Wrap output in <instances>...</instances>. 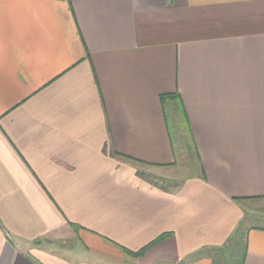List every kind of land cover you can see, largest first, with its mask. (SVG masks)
Here are the masks:
<instances>
[{
    "label": "crops",
    "instance_id": "obj_1",
    "mask_svg": "<svg viewBox=\"0 0 264 264\" xmlns=\"http://www.w3.org/2000/svg\"><path fill=\"white\" fill-rule=\"evenodd\" d=\"M259 210L264 0H0V264H264Z\"/></svg>",
    "mask_w": 264,
    "mask_h": 264
},
{
    "label": "rangeland",
    "instance_id": "obj_2",
    "mask_svg": "<svg viewBox=\"0 0 264 264\" xmlns=\"http://www.w3.org/2000/svg\"><path fill=\"white\" fill-rule=\"evenodd\" d=\"M178 122H180V125H181V127L183 128V129H179V130H177V122H176V119H174L173 120V114L172 113H170V127H171V134H172V137H173V142L176 144V146H178L179 147V144H180V142H182V139H183V137H186V135L184 136V135H182L183 133H185L186 132V127H185V124L184 123H182V121H178ZM182 138V139H181ZM186 141H187V139H186ZM186 143V142H185ZM185 147H183V145L182 144H180V149H181V152H182V154H181V167H187V154L186 153H184L185 152V149H184ZM184 151V152H183ZM183 156V157H182ZM192 160V170L190 171V172H186V176H193V175H195V168H196V161H195V159L194 158H192L191 159ZM151 174H149V176H148V178H149V181L150 182H152V183H154L155 184V182L156 183H158L159 185H162V186H164V187H166L167 188V186H168V184L166 183V182H159V181H157V180H155V179H153L151 176H154V175H151ZM154 181V182H153ZM264 210H259V211H256V213H260L259 215L262 217V220L261 221H259V220H256L255 221V223L256 224H258L259 226L261 225V226H264V214H262V213H264L263 212ZM259 219H260V217H259ZM245 225H243L242 227L243 228H245L244 227ZM247 226V225H246ZM241 230H242V228H241ZM241 234V231H239V235H238V238H240V235ZM237 241H239V239L237 240ZM240 245V244H239ZM239 245L237 246V247H234V244H233V247H234V249H235V251H236V248H238V251H236V254H238V253H240V247H239ZM232 247H229V250H228V253L229 254H234V252L235 251H233V248L231 249Z\"/></svg>",
    "mask_w": 264,
    "mask_h": 264
},
{
    "label": "trees",
    "instance_id": "obj_3",
    "mask_svg": "<svg viewBox=\"0 0 264 264\" xmlns=\"http://www.w3.org/2000/svg\"><path fill=\"white\" fill-rule=\"evenodd\" d=\"M143 178L147 179L149 181L148 177L143 176ZM137 256L140 255V253L136 254Z\"/></svg>",
    "mask_w": 264,
    "mask_h": 264
}]
</instances>
